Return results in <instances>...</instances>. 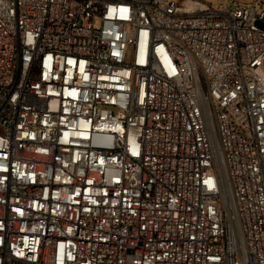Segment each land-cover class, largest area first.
<instances>
[{
  "label": "built area",
  "instance_id": "1",
  "mask_svg": "<svg viewBox=\"0 0 264 264\" xmlns=\"http://www.w3.org/2000/svg\"><path fill=\"white\" fill-rule=\"evenodd\" d=\"M0 264H264V0H0Z\"/></svg>",
  "mask_w": 264,
  "mask_h": 264
}]
</instances>
